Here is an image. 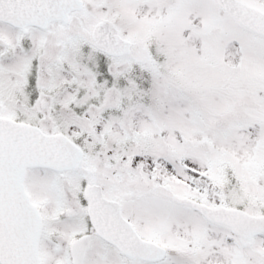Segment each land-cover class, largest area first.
Returning <instances> with one entry per match:
<instances>
[{"label": "snow or ice", "instance_id": "6c2138e0", "mask_svg": "<svg viewBox=\"0 0 264 264\" xmlns=\"http://www.w3.org/2000/svg\"><path fill=\"white\" fill-rule=\"evenodd\" d=\"M0 264H264V0H0Z\"/></svg>", "mask_w": 264, "mask_h": 264}]
</instances>
